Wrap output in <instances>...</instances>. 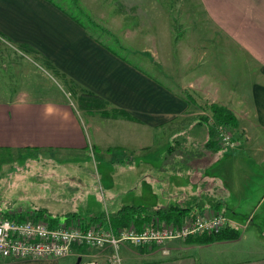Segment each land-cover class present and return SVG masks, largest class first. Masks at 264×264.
<instances>
[{
  "label": "crops",
  "instance_id": "1",
  "mask_svg": "<svg viewBox=\"0 0 264 264\" xmlns=\"http://www.w3.org/2000/svg\"><path fill=\"white\" fill-rule=\"evenodd\" d=\"M183 3L180 1L172 11L180 16L174 19L178 22V82H172L174 88L163 80L170 78L164 54L166 39L152 41L148 33L143 37L148 42L143 39L141 43L139 34H129L127 43L137 44V48L127 50L131 57L122 56L90 34L84 24L81 27L78 19L60 11L52 0H0V46L13 44L14 50L23 56L48 63L66 83L73 81L80 90L99 96L106 109L104 113L98 109L87 112L67 95L53 96L47 90L44 94L38 87L23 85L14 88L3 83L0 76V150L61 156L94 150L102 153L111 149L109 145L143 150L154 147L156 141L165 144L178 137L179 143L181 135L190 130L205 134V146L222 147L216 140L208 110L197 100L203 99L234 113L237 127L233 136L241 148H233L235 151L226 163L215 161L210 174V170L196 169L195 174L211 178L203 189L194 186V173L184 168L178 169L184 181L178 178V185L173 182L172 187L166 183L163 167L154 174L144 169L140 172L143 184L135 182L130 186L135 197L123 206L145 205L155 210L175 203L187 209L186 215L204 208L222 212L219 207L227 206L224 200L229 186L233 192H245L246 184L240 187L239 182L252 174L264 185V0ZM166 8H159V12L170 13V7L169 11ZM97 11L99 20L110 27L99 29L108 30L105 37L111 38L112 30L122 28L116 15L125 13L107 15L98 7ZM164 29H172V25L165 23ZM151 45L162 48L157 56L160 61L153 52L152 61L140 58L139 53L150 52ZM24 78L20 80L25 81ZM183 90L193 93L195 101L188 99ZM227 173L234 176L227 179ZM262 191L258 210L264 206V186ZM204 195L207 200L202 198ZM70 213L110 220L107 211L97 215L83 208L81 214ZM225 215L230 225L240 230L237 239L208 244L183 240H168L161 245L127 243L119 248L122 264H264L261 236L257 231L248 235L241 231L246 227L237 226L235 211L228 214L230 217ZM249 217L245 224L251 221ZM135 247H139L138 251ZM109 251L111 248L90 251L85 259L103 261ZM76 260L77 251L59 259L0 258V264H75Z\"/></svg>",
  "mask_w": 264,
  "mask_h": 264
},
{
  "label": "rangeland",
  "instance_id": "2",
  "mask_svg": "<svg viewBox=\"0 0 264 264\" xmlns=\"http://www.w3.org/2000/svg\"><path fill=\"white\" fill-rule=\"evenodd\" d=\"M180 1L184 2L183 4H189V0H52L60 11H66L74 19H78L81 27L84 24L90 34L108 43L122 56L131 57L127 50L132 48L135 51L137 48V44L127 43L129 34H139L141 43H143L144 34L148 33L152 41L157 38L166 39L168 42L164 46L168 64L166 73L171 79L163 80L169 87L174 88L176 87L172 82H178V22L174 19L180 16L172 11L178 7ZM97 7L107 15L125 13L116 15L120 18L122 28H118L117 31L112 30L111 38H106L108 30L99 29L107 25L99 20ZM166 7H170V11ZM159 8H166L170 13L162 14ZM165 23L167 26L168 23L171 24L172 29H164ZM171 41L173 42L170 43ZM145 42L148 41L145 40ZM1 45L0 76L3 78V83L6 82L14 88L19 85L29 88L38 87L44 94L46 90L52 91L53 96L67 95L78 106L77 100L68 89L72 88V92L79 94L80 89L76 83L73 81L70 84L66 83L58 71H52L48 63L42 64L26 55L23 56L14 50L13 44ZM139 46L143 48L144 45ZM121 48L126 51L119 50ZM150 50V52L139 53L142 54L140 58L152 61L151 53L153 52L156 60L160 61L157 56L159 57V50L162 48L151 45ZM22 76L25 77V81L20 80ZM167 130H170L169 127ZM204 137L206 136L202 132L190 130L181 135L179 143L178 137L175 142L168 141L165 144L156 141L155 146L150 149L133 150L109 145L111 149L102 151V153L94 150L93 153L86 151L64 156L52 153L23 154L0 150V215L25 216L36 213L39 209H45V212L63 223L68 213L81 214L83 208H86L96 212L97 215L103 212L106 214L107 211L111 216L121 206L132 202L135 192L130 191V186L135 182L143 184L144 180L141 179L142 173L140 172L144 169H149L154 174L156 169L158 171L163 167L166 183L172 187L173 182L178 185V178L181 179L178 169L184 168V171L194 173L192 176L194 186L203 189L211 178L195 174L196 169H204L206 172L210 170V174L215 161L226 163L227 158L232 157L235 151V149L225 147L209 148L203 143ZM170 145L173 146L168 148ZM235 148L240 149L241 145ZM178 151H183L184 154L180 155ZM159 153L161 157H158ZM249 168L252 167L249 166ZM233 176L227 173V179ZM237 176L240 177V175ZM255 176L257 175L252 174L249 178L240 180V187L243 183L246 184L245 192H233L234 189L229 186L230 192L224 200L227 206L220 205L219 208L227 215L235 211L237 226L244 225L246 228L242 227L241 231H245L246 235L257 231V234L261 236L260 246L263 247L264 206L258 210L257 203L264 185ZM181 181L184 180L181 179ZM169 187L166 186L167 192H169ZM202 198L207 200L208 197L204 195ZM173 205L177 204L173 203ZM193 207L192 205L191 208ZM248 216H251L249 217L251 221L245 224ZM80 217L86 221L92 219L90 216ZM138 248L134 249L138 251ZM120 250L118 248V254ZM109 253L110 251L107 254Z\"/></svg>",
  "mask_w": 264,
  "mask_h": 264
},
{
  "label": "built area",
  "instance_id": "3",
  "mask_svg": "<svg viewBox=\"0 0 264 264\" xmlns=\"http://www.w3.org/2000/svg\"><path fill=\"white\" fill-rule=\"evenodd\" d=\"M218 143L233 149L237 142L230 130L218 129ZM230 224L220 211L204 208L185 215L180 223L160 220L157 216L137 227L134 223L113 228L110 220H85L80 216L49 225L34 214L19 219L18 215H0V258H54L67 257L77 251L80 264H122L118 248L135 245H161L168 240H184L188 236L215 233ZM85 248L81 251L78 248ZM111 248L103 261L85 259L87 252Z\"/></svg>",
  "mask_w": 264,
  "mask_h": 264
},
{
  "label": "trees",
  "instance_id": "4",
  "mask_svg": "<svg viewBox=\"0 0 264 264\" xmlns=\"http://www.w3.org/2000/svg\"><path fill=\"white\" fill-rule=\"evenodd\" d=\"M69 90H70V94L73 97H75V99L77 100L78 106L80 108H84L87 112H91L96 109H98L100 113L105 112L106 110L104 108L105 102L99 96L82 89L80 90L79 94L72 92V88H69ZM183 91L185 95L188 97V99L194 98L193 101H195V97L193 93H191L188 90H183ZM197 100L205 110H208L209 119L211 118V120H213V124L211 125L215 126L214 130L217 133L216 135H218V129L220 128L230 130L233 133V130L235 129V127H237V117L234 115V113L231 110H229L225 106H221L215 103H208L206 100L203 99H197ZM203 118L206 119L207 117L206 118L203 117ZM211 132L212 130L210 129V133ZM216 140L218 142L217 138ZM170 147L171 146H169L168 148ZM186 210L187 209L185 208H179L178 205H171L164 208H157L155 210L145 205H137V206L126 205L120 208L115 214L109 216L110 225L113 228H117L120 226L128 225L129 223H134V225L139 228L144 223L151 221L152 218L155 216H157L162 221H166V222L172 221L174 223H180L184 215H186L184 214ZM33 214L36 218L44 219L51 226H54L57 223H59L56 217H51L47 212H45V209L43 210L39 209L38 212ZM76 216L78 215L74 213H68L66 215L65 220L72 219L73 217ZM18 218L22 219L24 218V216L18 215ZM89 220L93 221L97 219L93 217L92 219ZM239 236H240V230L229 224L218 232L203 233L201 235H196V236H188L183 241H185L186 243L208 244L214 241L237 239ZM79 249L81 251L85 250V248L83 247H80Z\"/></svg>",
  "mask_w": 264,
  "mask_h": 264
},
{
  "label": "water",
  "instance_id": "5",
  "mask_svg": "<svg viewBox=\"0 0 264 264\" xmlns=\"http://www.w3.org/2000/svg\"><path fill=\"white\" fill-rule=\"evenodd\" d=\"M80 260H81V258L78 257L77 260H76V262H75V264H80Z\"/></svg>",
  "mask_w": 264,
  "mask_h": 264
}]
</instances>
